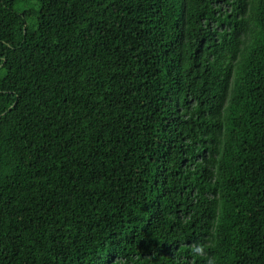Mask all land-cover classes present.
Listing matches in <instances>:
<instances>
[{
    "label": "trees",
    "instance_id": "16d2710c",
    "mask_svg": "<svg viewBox=\"0 0 264 264\" xmlns=\"http://www.w3.org/2000/svg\"><path fill=\"white\" fill-rule=\"evenodd\" d=\"M0 264H264V0H0Z\"/></svg>",
    "mask_w": 264,
    "mask_h": 264
}]
</instances>
